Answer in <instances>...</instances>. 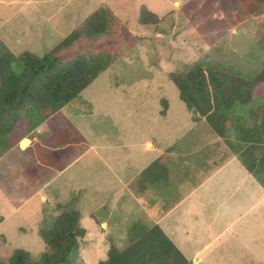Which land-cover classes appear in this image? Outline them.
<instances>
[{"label":"rangeland","instance_id":"1","mask_svg":"<svg viewBox=\"0 0 264 264\" xmlns=\"http://www.w3.org/2000/svg\"><path fill=\"white\" fill-rule=\"evenodd\" d=\"M248 4L249 0H0V41L13 54L30 51L43 56L102 7L113 15L108 34L73 42L59 60L101 50L114 59L61 108L57 118L43 125V134L67 124L72 134L82 138L60 173L40 168L39 175L27 177L22 170L30 161L35 163L33 153L8 150L0 156V262H6L15 248L27 250L31 259L38 260L45 247L38 229L52 225L57 201L64 203L78 194L81 210L89 209L90 184L84 191H79V184L87 181L102 189L105 182L116 185L128 177H135L133 184L142 180L144 164L156 154L146 147L147 141L154 148H165L180 137L177 147L194 146L189 157L199 160L206 137L204 124L189 131L194 126L191 112L168 72L184 70L196 61L205 69L222 68L246 78L260 71L264 67V3L257 11ZM142 7L157 15L156 23L139 21ZM261 99L235 104L236 108L221 111L215 118L221 124L240 122L235 109H256ZM43 137L37 138L40 144L53 143L50 135ZM47 178V186H41ZM37 183L40 192L31 187ZM99 194L97 200L104 193ZM42 196L46 202L40 201ZM88 254L83 253L86 262L93 264Z\"/></svg>","mask_w":264,"mask_h":264},{"label":"crops","instance_id":"2","mask_svg":"<svg viewBox=\"0 0 264 264\" xmlns=\"http://www.w3.org/2000/svg\"><path fill=\"white\" fill-rule=\"evenodd\" d=\"M233 108L235 105L230 110ZM234 112L240 114L235 117L240 122H225L221 126L219 121V131L204 118L191 120L194 126L189 131L199 124H204L205 128L206 137L200 146L202 154L199 160L189 157L195 150L194 146L177 147L180 137L165 148H154L152 142L147 141L146 147L155 149L156 154L144 164L141 172L158 157L161 158L149 178L140 179L136 184L132 183L135 177L118 180L116 185L105 182L107 185L102 189L99 184L95 187L87 181L79 184V191L87 190L90 184L88 193L91 195L90 207L84 212L79 207L82 197L78 194L72 196L75 198L74 207L80 214L79 223L85 231L80 241L84 264H87L83 255L86 251L88 259L99 264L106 257L110 245L123 248L152 226L161 229L188 264L264 262V172L247 170L239 159L246 146L239 140V129H246L244 135H253L247 129L264 121V98L256 109L237 107ZM45 124L47 122L41 123L33 134L21 138L9 150L19 154L33 153L36 160L34 152L37 149L33 148L53 149L56 145L53 134L57 130L43 134L41 130ZM48 135L53 138L52 144L47 140L41 144L38 142V136L49 139ZM77 144L62 160L63 169L74 155ZM43 169H53L56 173L63 170L44 166L39 171ZM158 178H163V181ZM48 181L49 178L39 184L44 187ZM39 184L31 187L40 192ZM101 192L104 194L97 200L96 195ZM40 201L46 202V197L42 196Z\"/></svg>","mask_w":264,"mask_h":264},{"label":"trees","instance_id":"3","mask_svg":"<svg viewBox=\"0 0 264 264\" xmlns=\"http://www.w3.org/2000/svg\"><path fill=\"white\" fill-rule=\"evenodd\" d=\"M263 3L264 0H249L248 6L257 11ZM112 18L105 8L93 11L41 57L30 51L15 55L0 41V156L21 138L33 134L41 123L57 118L60 109L113 62L112 54L102 50L78 53L64 62L59 60V54L73 42L107 35ZM157 19L155 13L141 8L142 24L156 23ZM168 77L191 112V120L204 118L215 130L218 127L215 117L221 111L230 110L235 104H248L257 96L264 98V67L246 78L222 68L205 69L201 61H196L184 70L168 72ZM247 130L253 135H244L246 129H239V140L246 144L239 159L247 170L264 172V121ZM72 131L67 124L58 129L54 133L55 147L48 151L38 147L37 161L26 165L23 174L34 178L43 166L62 170V160L82 140ZM160 160L158 157L141 172L142 179L151 176ZM74 201L71 197L58 203L52 225L38 229L45 245L38 260L31 259L27 250L15 248L7 261L0 264H84L80 241L85 231ZM99 264H188V260L158 226H152L123 248L110 245Z\"/></svg>","mask_w":264,"mask_h":264}]
</instances>
